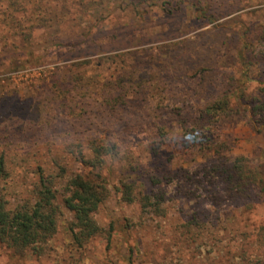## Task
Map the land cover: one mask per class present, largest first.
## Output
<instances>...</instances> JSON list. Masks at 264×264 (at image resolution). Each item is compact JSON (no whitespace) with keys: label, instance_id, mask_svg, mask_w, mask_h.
Masks as SVG:
<instances>
[{"label":"rangeland","instance_id":"374dc122","mask_svg":"<svg viewBox=\"0 0 264 264\" xmlns=\"http://www.w3.org/2000/svg\"><path fill=\"white\" fill-rule=\"evenodd\" d=\"M73 18L74 16L64 19L59 16L54 24L53 35L62 41L77 35V28H74L72 23ZM86 19L90 21L92 18ZM249 19L250 17L246 20ZM121 22L132 24L134 17L131 15L128 19L116 15V18H105L100 25H104L102 31L109 35ZM184 23L192 26L189 33L179 30ZM142 25L143 30L137 34L149 43L138 47L139 50L133 53L135 57L130 63H135L133 68H144L145 71L160 68L158 74L163 77V83L169 88L166 96L162 95L163 92L160 94L163 99H169V119H175L178 115L185 118V109L203 105L206 99L214 96L218 89L226 85H239L237 81L242 70L237 53L230 52L220 56L209 50L213 45L210 46L207 38L195 40L196 34L204 32L210 26L198 30L196 22H192L190 12L184 6L169 17L168 31L163 35L152 34V29L157 31L161 25L154 7L145 14V23ZM129 31H132V26L127 32ZM44 33L45 29L36 31L34 44L38 45L46 40L45 37L42 38ZM105 34L103 36H106ZM10 41L11 44L4 48L7 41L0 35V120L12 116L2 123L0 130L4 133L12 132L14 137L18 130H25L30 120L40 112L45 114L42 116L43 120H49L46 126H37L36 130H30L28 134L43 136L44 142L39 145L21 144L15 137L9 144H0V151L12 148L11 163L17 153H47L48 159L54 157L62 165H66L68 171L76 174L82 170V166L71 153L90 151L92 142L97 138L102 139L99 137L105 136L114 140L117 135H125L127 143H131L129 148L133 156L140 155L144 164L151 162V169H159L156 172L159 175L168 173V168L172 175L168 179L170 202L166 215L159 218L145 214L139 201L127 203L117 192L116 186H119L120 178L117 168L121 164L117 158L113 161L114 166L109 165V171L104 170L109 183V193L94 214L95 221L103 231L99 236L79 247L70 231L73 216L63 209L57 233L44 249L32 248L22 252L0 243V264H246V261L264 264V198L255 193L250 198L240 199L236 194L228 192V181L210 177L213 167L222 169L225 167L223 163H232L239 157L249 158L252 165H259L264 171L262 123L258 124L252 116L240 111L225 119L218 132L214 130L212 139L216 138V149L213 151L203 149L197 155L183 158L171 150L152 158L146 150L147 145L144 144L148 133L144 130L131 132L135 124L146 122L147 111V115L143 113L134 117H142L141 122H137L131 121L130 117L124 114L113 118L109 111L105 112L106 107L101 104L110 96L108 94L112 93L111 83L116 80L125 81L131 75L134 76L129 72L132 69H107L106 64L102 70H91L83 75L84 79L78 85L62 87L60 91L53 87L55 85L52 82L57 68H60L58 74L64 80L74 79L84 68L79 66L80 68L76 69L71 67L72 65L89 62L87 69H95V66L105 62L104 58L109 54L79 57V53H67L65 50L58 52L53 48L48 52L38 50L33 57L30 55V49L14 53L16 47L13 46L22 47V39ZM182 41H199L198 49L205 45L206 50H192L196 52L187 56L183 51H187L186 48L192 45L185 47L181 45ZM236 43L234 41L233 45ZM133 50L137 49H129L130 52ZM126 64L130 66L128 61ZM166 65L169 67L162 68ZM196 74L198 77L194 76ZM245 85V100L248 103L251 101L250 97L257 94L259 86L253 82H245ZM192 86L195 88L189 91ZM195 91L201 93L196 95ZM65 96L63 102L66 105H62L61 98ZM5 97L12 102L11 106L1 103ZM69 101H72V104H69ZM165 101L161 103L164 104ZM232 101L233 104L237 102L235 97ZM68 104L69 107H62ZM85 106H88L85 119L73 120L61 115V112L81 113L79 107ZM42 109H45V113ZM46 114L47 117H44ZM54 120L60 122L54 123ZM128 133L130 136H127ZM181 174L182 176H179ZM34 180L33 174L22 172L20 177L1 181L0 196L13 208L19 204L29 205L35 198ZM250 199H253V204L248 203ZM251 205L254 208L251 209ZM217 209L227 213L229 220L217 225L210 223L209 229L202 234L205 239L199 240L208 241L207 246H189L182 242V225L191 216L197 212L202 217L207 214L214 215ZM112 225L113 232L110 231Z\"/></svg>","mask_w":264,"mask_h":264},{"label":"trees","instance_id":"16d2710c","mask_svg":"<svg viewBox=\"0 0 264 264\" xmlns=\"http://www.w3.org/2000/svg\"><path fill=\"white\" fill-rule=\"evenodd\" d=\"M182 6L189 10L191 20L196 22L198 30L210 26L204 32L196 34L195 40L207 38L210 46L213 45L209 50L220 56L230 52L237 53L242 74L237 81L239 83L237 87L232 83L226 85L218 89L214 96L206 99L203 105L185 109V118L178 115L175 119H169V99L160 97L161 92L166 96L169 88L163 83V77L158 74L160 68L145 71L144 68L143 70L135 66L133 68L135 63L132 65L130 62L135 57L133 53L138 52V47L149 43L147 39L137 34L144 28L142 23H145V14H148V10L153 7L157 10L161 25L157 31L152 29V34L160 36L168 31L169 17L181 10ZM239 12L241 14H237ZM116 15L128 19L133 15L134 22L132 24L121 22L106 35L102 31L104 25L100 24L105 18L112 16L116 18ZM59 16L64 19L74 16L72 23L78 34L65 41L54 36L53 28ZM86 17L92 19L89 21ZM229 17L232 18L225 20ZM248 17L250 19L246 20ZM131 26L132 31L127 32ZM41 29H45L42 38L45 37L46 40L36 45L35 33ZM179 30L189 33L192 26L184 23ZM0 35L7 41L4 48L11 44L10 40L22 39V47L13 46L16 47L14 53L30 49V55L33 57L38 50L48 52L53 48L58 52L65 50L67 53H79V57L109 54L104 58L105 62L95 66V69H87L89 62L72 65L71 67L76 69L84 68L74 79L64 80L58 74L60 68H57L52 82L55 85L53 87L60 91L62 87L78 85L84 79L83 75L91 70H102L106 64L107 69L113 67L116 70L132 69L129 72L134 76L131 75L125 81L116 80L115 83H111L112 93L110 91L108 94L110 96L101 104L106 107L105 112L109 111L113 118L124 114L129 116L131 121L141 122L142 117H136L137 119L134 117L138 114H148L146 122L143 123L142 119L143 122L135 124L131 132L144 130L148 133L144 144L147 145L146 150L152 158L171 150L183 158L197 155L203 149L213 151L216 149V138L212 139V134L218 132L225 119L240 111L252 116L258 124L264 125V0H0ZM234 41L237 42L235 46ZM181 45L185 47L192 45L186 48L187 51L185 49L183 51L187 56L196 52L192 50L203 48L206 50L205 45L198 49L199 41H182ZM129 49L137 50L130 52ZM126 61L130 66H127ZM178 62L182 64L181 61ZM167 67L169 65L162 68ZM194 76L198 77L197 74ZM245 82L247 84L253 82L259 86L257 94L251 96L248 103L245 100L247 91ZM193 88L195 87H189V91ZM195 93L198 95L201 92ZM234 97L237 101L235 104L232 103ZM65 99L66 96L61 98L62 105H66L63 102ZM160 100L167 101L163 104ZM3 102L8 106L12 105L6 97L2 99L1 103ZM69 104H72V101H69ZM69 104L62 107L67 108ZM87 107H79L81 113L61 112V115L73 120L85 119ZM1 108L0 106V110ZM41 111L45 113V109ZM43 115L40 112L33 117L27 128L18 130L14 137L21 141V144L39 145L44 142L43 136L28 135L30 130L34 131L37 126H46L49 123V120H43ZM44 117H47V114ZM9 118L12 116L0 120V126ZM53 122L58 123L60 120ZM14 137L12 132L4 133L0 130V144H9ZM99 138L102 139L97 138L92 142L90 151L71 153L82 166V170L76 174L68 171L66 165H62L54 157L48 159L47 153H17L11 163L12 148L0 151V182L20 177L22 172L33 174L35 177L33 182L35 198L31 204H19L13 208L0 196V243L22 252L32 248L44 249L57 233L63 209L73 216L70 231L79 247L99 236L103 231L95 221L94 214L109 193V183L104 170L109 171V165L114 166L113 161L117 158L121 164L117 168L120 176L119 186H115L121 199L127 203L139 201L145 214L159 218L166 215L170 202L168 179L172 175L169 168L168 173L157 174L159 169L152 170L151 162L144 164L140 155H132L133 152L129 148L131 143L130 141L127 143L125 135H117L114 140L105 136ZM223 164L225 167L222 169L213 167L210 177L228 181L229 193L236 194L240 199L250 198L255 193L264 198V171L259 165H252V161L246 157H239L232 163ZM16 171L19 173H15ZM248 203L253 204V199ZM250 208L254 206L251 205ZM227 215L218 209L214 215L207 214L205 217L197 212L182 225V242L189 246L194 244L197 247L207 246L208 241H199L205 239L202 234L209 229L211 222L214 225L226 223L229 220ZM113 230L114 225L110 231ZM245 263L253 264L251 261Z\"/></svg>","mask_w":264,"mask_h":264}]
</instances>
